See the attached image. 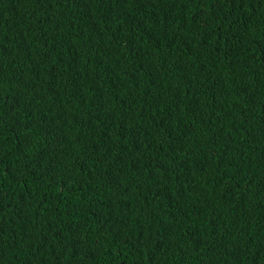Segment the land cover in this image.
Segmentation results:
<instances>
[{
  "label": "trees",
  "instance_id": "obj_1",
  "mask_svg": "<svg viewBox=\"0 0 264 264\" xmlns=\"http://www.w3.org/2000/svg\"><path fill=\"white\" fill-rule=\"evenodd\" d=\"M0 264H264V0H0Z\"/></svg>",
  "mask_w": 264,
  "mask_h": 264
}]
</instances>
